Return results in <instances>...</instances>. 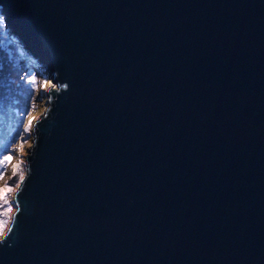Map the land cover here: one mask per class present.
<instances>
[{"label": "water", "instance_id": "water-1", "mask_svg": "<svg viewBox=\"0 0 264 264\" xmlns=\"http://www.w3.org/2000/svg\"><path fill=\"white\" fill-rule=\"evenodd\" d=\"M52 76L0 264H264V0H0Z\"/></svg>", "mask_w": 264, "mask_h": 264}, {"label": "rangeland", "instance_id": "rangeland-1", "mask_svg": "<svg viewBox=\"0 0 264 264\" xmlns=\"http://www.w3.org/2000/svg\"><path fill=\"white\" fill-rule=\"evenodd\" d=\"M33 76L35 83L30 84L28 81ZM45 81L49 83L46 90L42 87ZM52 83V76L11 38L0 17V161L8 158L0 164V188L14 189L8 194L9 204L0 201V221H7L5 232L16 212L14 197L20 187L17 184L21 185L19 176L27 174L26 156L34 140L33 125L47 108ZM29 120L31 130L25 131ZM9 207L12 211L5 216Z\"/></svg>", "mask_w": 264, "mask_h": 264}, {"label": "snow or ice", "instance_id": "snow-or-ice-1", "mask_svg": "<svg viewBox=\"0 0 264 264\" xmlns=\"http://www.w3.org/2000/svg\"><path fill=\"white\" fill-rule=\"evenodd\" d=\"M30 84H34L35 83V76H33L29 81H28ZM45 90L49 87V83L47 81L44 82L43 86H42ZM52 87H55V85H52ZM31 124H32V121L29 120L28 122V125L26 126L25 128V131H30L31 130ZM7 157L4 158L3 161H0V164H4L7 162ZM17 168H19V165H17ZM15 175V173H14ZM24 175L23 174H20L19 176V179H20V182L23 183L24 181ZM0 179H2V176H0ZM20 185L17 184V188L19 187ZM14 191L13 188L11 187H4V188H0V201H3L4 204H9V200H8V194L10 192ZM12 211V208L9 207L7 209V211L4 213L5 216L8 215L9 212ZM7 225V221H0V240H2L5 236H6V232H5V227Z\"/></svg>", "mask_w": 264, "mask_h": 264}]
</instances>
